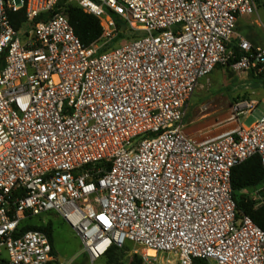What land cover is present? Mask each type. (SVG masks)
Here are the masks:
<instances>
[{
	"label": "built area",
	"instance_id": "2783aa9c",
	"mask_svg": "<svg viewBox=\"0 0 264 264\" xmlns=\"http://www.w3.org/2000/svg\"><path fill=\"white\" fill-rule=\"evenodd\" d=\"M57 2L0 0V264H66L45 233H20L43 215L90 264L128 243L142 264H264V231L238 215L231 182L253 157L264 168V115L207 139L184 126L218 66L264 72V47L242 41L237 61L230 49L255 0H77L102 47H85ZM114 15L143 36L104 51ZM256 108L237 103L228 122ZM249 191L264 205V184Z\"/></svg>",
	"mask_w": 264,
	"mask_h": 264
},
{
	"label": "rangeland",
	"instance_id": "374dc122",
	"mask_svg": "<svg viewBox=\"0 0 264 264\" xmlns=\"http://www.w3.org/2000/svg\"><path fill=\"white\" fill-rule=\"evenodd\" d=\"M258 25L253 26L252 29H244L243 32L250 33L261 37L264 42V0H255ZM70 4L78 5L77 0H69ZM257 14V13H256ZM256 17V16H254ZM126 38L113 43L109 41L107 46L103 48H112L119 46L131 38L133 34L129 33ZM105 42V41H103ZM102 47V43H98ZM256 81L252 78L251 72L247 70H237L233 68V64L218 66L211 75L202 81L200 87L192 97L189 114L186 121L190 123L196 118H201L198 121L203 123L210 118L224 116L221 122L216 127L219 131L228 130L235 126L242 125L245 128L251 127L257 120L264 115V98L258 99V93L264 96V89L256 87ZM255 101L257 108L249 115L242 114L241 111L236 112L237 121L226 122L232 116L234 106L237 103ZM211 116H205L211 114ZM250 191L243 192L245 195L250 194ZM247 195V196H248ZM53 222L56 227L54 233V248L56 253L59 254L66 264H90L86 255L83 252V246L80 238L67 226L63 220L53 215H43L35 218L34 222ZM125 256L123 262H129L135 255L133 251H138L139 254L142 250L135 247L133 244L128 243L125 247ZM139 256V255H138ZM96 264H101L97 262Z\"/></svg>",
	"mask_w": 264,
	"mask_h": 264
},
{
	"label": "trees",
	"instance_id": "16d2710c",
	"mask_svg": "<svg viewBox=\"0 0 264 264\" xmlns=\"http://www.w3.org/2000/svg\"><path fill=\"white\" fill-rule=\"evenodd\" d=\"M56 11H62L68 17L71 26L79 38L81 43L85 47L101 41L103 36V27L100 20L92 14L86 13L79 5H73L69 3V0H58L55 7ZM16 18V14L13 15ZM19 18L23 21V12L19 13ZM44 17H39L37 21L43 20ZM117 27L120 31L118 36L114 39L113 43L118 40L124 39L128 35V31L122 32L120 25L118 24L120 18L116 15L113 16ZM14 26L16 29L20 28L19 21H15ZM128 28V27H127ZM134 37L131 39L139 38L142 33L131 31ZM130 39V40H131ZM107 49H104V51ZM236 56V61L244 56L246 53L240 51L238 48L233 49ZM252 78L256 81L257 88L264 89V72L250 71ZM232 188L234 194V200L237 205L238 215H247L253 222L264 231V205L257 207L256 199L245 195L243 192L252 190L264 184V168L261 164L259 157H253L236 167L232 171ZM35 219V218H34ZM34 219H28L22 223L20 227V233H26L29 231H40L45 233L53 246V252L56 253L54 248V233L56 230L53 222L39 223L34 222ZM125 250H119L112 248L106 257L102 260V264H142L141 258L138 255H134L129 262L124 263L123 258L125 256ZM198 264V262L196 263Z\"/></svg>",
	"mask_w": 264,
	"mask_h": 264
},
{
	"label": "crops",
	"instance_id": "0c3cea01",
	"mask_svg": "<svg viewBox=\"0 0 264 264\" xmlns=\"http://www.w3.org/2000/svg\"><path fill=\"white\" fill-rule=\"evenodd\" d=\"M254 16H244L238 19V22L236 24L235 34H234V37L230 45L231 50H233L234 48H238L242 52L243 50L240 47L242 41L248 42L252 48L264 47V42H262L261 37H258L256 34L252 35L250 33L243 32L244 29H247V28L252 29L253 26L258 25V21H257V17L259 16L258 12ZM258 96H259L258 99L264 98V96L261 93H258ZM191 100L189 101L185 119H184L185 132L188 135L195 137L197 139H207V138L217 136L227 131V130L219 131V129L216 128L221 122V119L224 118L223 115L220 117L218 116V117L210 118L203 123L198 122L202 120L201 118H196L195 120H192L190 123H188V121L186 120L188 118ZM211 115L212 113L208 115H204V117L211 116ZM229 119L230 118H228L226 122H228ZM231 129L233 128H230L228 130H231Z\"/></svg>",
	"mask_w": 264,
	"mask_h": 264
},
{
	"label": "water",
	"instance_id": "95a60500",
	"mask_svg": "<svg viewBox=\"0 0 264 264\" xmlns=\"http://www.w3.org/2000/svg\"><path fill=\"white\" fill-rule=\"evenodd\" d=\"M118 24L120 25V27L122 29V32H126L127 31V24L123 20L120 19Z\"/></svg>",
	"mask_w": 264,
	"mask_h": 264
},
{
	"label": "bare ground",
	"instance_id": "6f19581e",
	"mask_svg": "<svg viewBox=\"0 0 264 264\" xmlns=\"http://www.w3.org/2000/svg\"><path fill=\"white\" fill-rule=\"evenodd\" d=\"M149 254H150V255H153L154 253H153V252H150ZM170 261H171V262H170L171 264H174V263H175V258H174V256L170 259Z\"/></svg>",
	"mask_w": 264,
	"mask_h": 264
}]
</instances>
